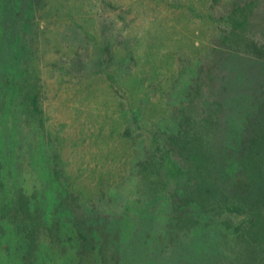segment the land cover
I'll return each instance as SVG.
<instances>
[{
	"label": "rangeland",
	"instance_id": "374dc122",
	"mask_svg": "<svg viewBox=\"0 0 264 264\" xmlns=\"http://www.w3.org/2000/svg\"><path fill=\"white\" fill-rule=\"evenodd\" d=\"M233 1L0 0V264H104L103 236L115 264H231L228 229L166 228L167 194L150 196L142 174L159 179L140 162L177 129L183 91L210 61ZM224 65L204 97L225 84L221 122L233 130L264 86V66L246 54ZM24 86L34 113L21 107ZM168 170L162 180H175ZM82 220L95 240L86 253L74 226Z\"/></svg>",
	"mask_w": 264,
	"mask_h": 264
},
{
	"label": "trees",
	"instance_id": "16d2710c",
	"mask_svg": "<svg viewBox=\"0 0 264 264\" xmlns=\"http://www.w3.org/2000/svg\"><path fill=\"white\" fill-rule=\"evenodd\" d=\"M256 4V0L232 2L227 25L212 44L210 61L199 65L193 82L183 91L189 93L179 102L183 108L177 117V129L156 144L158 155L149 151V160L140 162L141 170L151 166L156 172L153 176L159 179L142 174L140 182L150 196L155 198L159 188L167 194L170 217L166 228L191 230L211 221L228 229L236 250L231 264H264V86L254 92L251 112L233 130L228 129L226 119L221 122L226 114L225 84L221 81L209 99L204 97V86L207 77L215 78L216 67H225L234 56L250 55L264 66V16L257 21L256 34L249 29L257 17ZM21 91L22 109L27 113L38 111L33 89L24 86ZM166 166L170 174L173 169L175 180H162L161 170ZM53 173L55 178L60 177L58 168L54 167ZM18 195L20 212L27 217L29 198L23 192ZM74 226L82 240L81 252L93 250L92 226L83 220ZM103 237L99 247L102 262L109 264L111 257L115 264L117 250H105L108 243Z\"/></svg>",
	"mask_w": 264,
	"mask_h": 264
}]
</instances>
